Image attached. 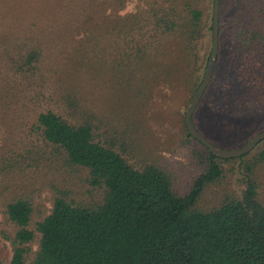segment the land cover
<instances>
[{"label":"trees","instance_id":"1","mask_svg":"<svg viewBox=\"0 0 264 264\" xmlns=\"http://www.w3.org/2000/svg\"><path fill=\"white\" fill-rule=\"evenodd\" d=\"M130 1L41 0L27 16L0 0V241L12 249L0 264H264V140L221 159L183 120L200 161L186 188L155 152L129 156L156 90L203 82L214 0H136L120 13ZM205 104L226 131L206 123ZM263 117L264 0H221L193 124L215 146L242 147ZM225 163L239 164L243 189L200 206Z\"/></svg>","mask_w":264,"mask_h":264},{"label":"rangeland","instance_id":"2","mask_svg":"<svg viewBox=\"0 0 264 264\" xmlns=\"http://www.w3.org/2000/svg\"><path fill=\"white\" fill-rule=\"evenodd\" d=\"M14 2H16V4L12 3V5L15 8V12L19 14L26 13L27 16H30L31 14L35 15L37 13L41 0H14ZM136 6V0H131L119 12L125 14L135 11ZM194 93L195 92H192L189 88L170 89L162 87L157 89L144 114L148 132L146 134L142 132L144 136L139 133V142L134 145L133 151H129V156L133 158L134 162H136L137 159L135 156L141 151V148L144 149L142 150L145 152V155L155 152L159 162L163 163L165 166L168 165L173 173L178 175L177 182L184 188H186L188 181L192 179L200 169V166H198L200 161L197 154L194 155L192 153V148L181 142L184 135L182 121L185 118L186 109ZM199 112L201 115H205L207 124H209V121L212 123V125H210L211 129L222 132L228 129L225 128V125L216 124L218 121L215 120V115H212L210 106L206 104L205 106L203 105ZM261 126H264V117L262 118ZM4 136L5 130L0 125V148ZM141 139H144L143 145L140 144ZM217 147H225L222 149L227 150H237L243 146H237L233 143L230 145L222 144L221 147ZM223 166L227 174L226 179L221 185L212 186L205 192L201 199L200 206H211L216 200L217 194L225 188L235 189L237 192L243 189L242 180L244 174L239 164L225 163ZM89 188V185H84L83 192L87 191ZM48 195L49 193L44 194V196ZM46 206L50 209L52 204L47 202ZM0 221H2L1 215ZM34 250H37V244H35ZM0 254L5 260L11 259L12 249L9 242L4 240L0 241ZM27 264H30V262Z\"/></svg>","mask_w":264,"mask_h":264},{"label":"water","instance_id":"3","mask_svg":"<svg viewBox=\"0 0 264 264\" xmlns=\"http://www.w3.org/2000/svg\"><path fill=\"white\" fill-rule=\"evenodd\" d=\"M220 16H221V0H214L213 5V47L212 53L210 55L206 73L203 82L199 88L195 91L191 97L188 107L185 112V125L190 133V135L203 144L214 156L221 159H233L242 157L245 154L250 153L260 142L264 140V131L257 134L252 138L245 146L237 150H227L215 146L210 140H208L204 135H202L194 126L192 117L195 114L200 101L206 92L208 86L210 85L214 72L215 66L219 54L220 46Z\"/></svg>","mask_w":264,"mask_h":264}]
</instances>
